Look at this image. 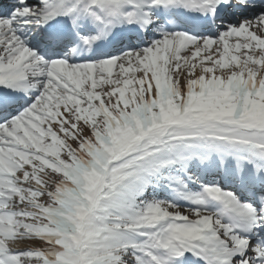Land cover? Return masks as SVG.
<instances>
[{"label": "snow or ice", "instance_id": "6c2138e0", "mask_svg": "<svg viewBox=\"0 0 264 264\" xmlns=\"http://www.w3.org/2000/svg\"><path fill=\"white\" fill-rule=\"evenodd\" d=\"M0 264H264V0H0Z\"/></svg>", "mask_w": 264, "mask_h": 264}]
</instances>
